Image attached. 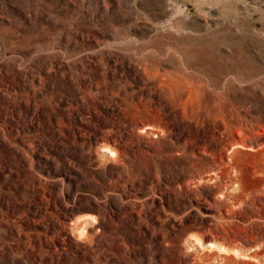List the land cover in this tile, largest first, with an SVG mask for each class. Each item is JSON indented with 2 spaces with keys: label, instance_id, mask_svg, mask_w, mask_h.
<instances>
[{
  "label": "rangeland",
  "instance_id": "374dc122",
  "mask_svg": "<svg viewBox=\"0 0 264 264\" xmlns=\"http://www.w3.org/2000/svg\"><path fill=\"white\" fill-rule=\"evenodd\" d=\"M0 264H264V0H0Z\"/></svg>",
  "mask_w": 264,
  "mask_h": 264
},
{
  "label": "bare ground",
  "instance_id": "6f19581e",
  "mask_svg": "<svg viewBox=\"0 0 264 264\" xmlns=\"http://www.w3.org/2000/svg\"><path fill=\"white\" fill-rule=\"evenodd\" d=\"M235 144H236V145H240L239 142H235ZM227 150H228V149H227ZM228 152H229V151H228ZM226 153H227V152H225L224 154H220L219 156L216 157V162H217L218 164H223V163L226 162V159H227ZM206 241H208V243H210V246H211L212 248H214V247H217V248L220 247V248H221V246H222V248L225 249V247H226V246H224V245H222V244H221V245H220V244H217V245H216L214 242H212V241L210 242V240H209L208 238H206ZM227 248H228V247H227ZM232 249H233V248H232ZM234 252H235V250H234ZM234 252H233V253H234Z\"/></svg>",
  "mask_w": 264,
  "mask_h": 264
}]
</instances>
